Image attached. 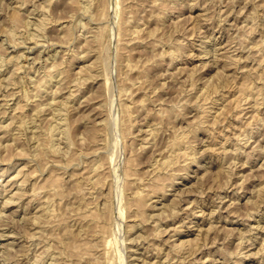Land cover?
Here are the masks:
<instances>
[{"label":"rangeland","instance_id":"1","mask_svg":"<svg viewBox=\"0 0 264 264\" xmlns=\"http://www.w3.org/2000/svg\"><path fill=\"white\" fill-rule=\"evenodd\" d=\"M63 1L69 6L64 5ZM83 1L81 0L82 4H84ZM143 1L144 3H142ZM148 1L152 2V0H102V7L105 10L102 9L101 16L96 15L97 20H92L95 16L93 17L90 13L84 14V10L80 9L82 10L80 11L78 7H74V9L72 5L67 4L69 3L67 0H0V124L3 127L0 126V253L2 252L0 264H49V262L51 264H59V262H62L61 264H78L79 253L82 254L84 249L88 250L91 247V245L89 246L90 227L87 226L90 222L89 218L85 217V220L83 218L80 222L74 216L80 207L78 199H81V202L83 200L86 213L84 214L88 216L91 210H100L105 203L109 205L108 202L112 201V204L107 205L113 210H111L112 217L107 222L108 229L111 228L112 234L109 230L106 234L111 241L102 258L105 264H141V262L144 264L146 259L147 264L154 261L153 264H160L165 257L164 254L157 257L155 253H146L149 239L140 237L142 224L129 233L130 226L139 222L137 220L139 218L135 216L134 209L128 210L130 207L126 203L127 194L136 187L138 177L142 178V183H146L153 173H156L157 170H154L155 163L158 161L156 159L161 161L163 157L165 159L170 154L171 149H177L172 140L176 139L178 135L179 137L182 135L188 137L191 156L196 159L195 161L188 159L183 162L184 155H175L171 170L177 174L180 169L181 173H178L177 183L166 192L165 197H161L160 193L150 194L151 201H155L153 203H156L157 206L151 213V217L154 218H150L149 223H145L147 226L145 228L149 230L151 225L155 224L158 213L164 210L166 204H171L172 198L175 197L178 198V201H176L174 220L166 225L165 234L157 242L164 244L169 235L173 234L172 229L177 227L180 230L182 224L185 226L181 231L186 232L190 226V232L186 234L182 232L184 234L181 237L195 238L198 236L200 239L194 245L195 249L192 254L185 258L186 260L184 259L185 261L178 258L174 264L182 262V264H191V262L192 264H264V0H156L154 2L157 3L152 2L151 4ZM136 3L139 7L135 6ZM131 4L135 8L131 7ZM152 4L155 5L152 6ZM16 10H19L20 13L13 12ZM105 11H108L107 15ZM156 13L160 14H158L160 18ZM15 14L18 15V18L14 19ZM150 14L152 17H148ZM42 16L43 18L47 16L48 19L45 26L41 21ZM132 18L133 22H129L132 21ZM147 18L150 21H145ZM80 19L82 22L91 23L90 27L103 26L101 41L99 40L98 44H84V36L90 35V33L87 35L85 32L83 33V28L78 26ZM26 20L27 22H25ZM121 22L129 27L133 23V25L142 26L141 28L144 30L140 36L141 38L146 37V40L142 42L137 39L136 43L132 41L127 44V40H123L125 36L123 37L120 31L121 27H125V24L123 25ZM64 24H70L69 26L72 24L73 27L71 29L69 26L67 27V34L71 36L69 38L66 34L68 37L64 39L65 41L63 40L65 36L62 37L61 31L58 30ZM80 33L83 38H78ZM157 38L160 39L157 40ZM164 40H168V43ZM215 42L218 43L217 48L215 47L216 50L211 47L212 50L210 49L207 55L201 53L204 44L213 46ZM152 43L154 44L151 45ZM183 43H187L183 46V55L178 57V60L173 64L170 63V55L162 56V49L171 47L173 44L174 49H178V45ZM148 45L149 47H146ZM88 46L91 48L88 49ZM83 53L86 55V59L85 55H82ZM60 56H63V60ZM72 56L76 58L72 59ZM96 56H99L101 61L103 59L102 64L99 58L95 59ZM229 62H232L231 65ZM46 63L50 66L52 63L60 64L59 67L55 66V70L57 68L66 70L64 76L66 74L65 77L69 78V80L66 79L68 83L75 80L76 72H80L81 68L86 72L82 71L80 72L82 74L78 73L77 76H90L91 73H88L87 70H92L93 73V64L95 63L98 65L97 68L100 67L99 69L104 72L100 78L94 77L87 80L83 85L84 92L75 104L77 108L71 109L69 112L72 149L75 155L72 149L65 150L63 140L60 138L62 135L54 137L53 142L57 146H54L51 141L50 128L53 127V122L56 120L52 115V108H48L49 110L46 112L51 120L44 119V116H31V110L35 105L39 102L46 104L54 97H57V107L62 108L68 92L76 88L70 86L62 89L61 84L58 85L57 77L49 82L48 90L39 91V84L42 83L46 74L47 66L45 67V65H48ZM106 64H108L107 69L105 68ZM83 65L85 66L83 67ZM103 65L106 66L103 67ZM182 67L183 69H181ZM194 69L197 74L195 73L192 79L195 81L194 84L196 83V88L192 86V79L188 78L190 70ZM54 74L56 73L51 72V75ZM138 78L143 81L144 86L140 85L141 87H139V83L135 84L139 80ZM66 83L65 85H67ZM243 83L248 87L251 86L248 91H243ZM57 87L61 93L55 96L53 93ZM215 88L221 93L218 91L216 95L213 90ZM222 93L227 109L221 111L219 116L217 115L218 117L214 113V109L205 126L201 127V130L199 128L195 130L202 111L200 104L204 105L205 96L207 97L206 101H209L212 98L214 100ZM249 94H253L255 99L250 96L249 100ZM198 95H200L201 102L198 101ZM245 95L248 97L243 99ZM88 97L91 100L86 102ZM105 97L108 99L107 102ZM257 97L259 99H256ZM195 98H198L197 101ZM242 99L245 103L242 102L243 104L239 108ZM18 103L26 105L23 110L16 107ZM79 103H82L81 106ZM108 103L111 106L109 109H107ZM207 103L208 105L205 104V107H211L212 103ZM254 103L257 108L253 107ZM101 105H106L104 106L106 110ZM126 105L129 106V112H125L127 108L125 109L124 106ZM159 107H163L165 110L157 113ZM239 109H244V111L237 114ZM90 111L93 115L88 114ZM14 114L29 115L24 117L26 118L24 125L15 122L16 126L14 127L17 129L7 132L8 128H4V126L11 122L10 117ZM238 115L241 116L238 117ZM168 117L171 118L168 119ZM214 117H217L215 123H213ZM109 121H112L111 124ZM105 123L107 126L103 127ZM97 127L99 129L103 127L102 131L98 132ZM36 128L40 129L42 133L39 139L33 134ZM104 128H106V132ZM246 135L248 137H245ZM43 138L45 139L44 143L41 141L44 140ZM100 138L104 140L101 141ZM99 139L102 144H99L101 149L96 156L101 158L100 162L102 163V167L98 171L101 183L96 185L93 183L95 188L92 193L84 195L85 192H88L86 188L84 192L80 190L78 195V190L77 192L71 190L74 182L72 179L75 177L82 179V190L87 186L85 185L86 181L88 180V183L90 180L88 172L91 174L88 169H91L92 160L96 158L93 150L99 147L97 146V143H100ZM58 145H62L60 147L63 149ZM46 146L50 151L45 149ZM53 147L57 148L56 151L61 149L62 153L61 150L59 153L54 152ZM70 152L72 156L69 154ZM67 153L70 158L65 156ZM60 157L62 158L61 162L59 161ZM185 163L190 164L188 175L181 169ZM157 167H159L158 164ZM124 171L133 175L127 180ZM173 171L171 172L173 173ZM72 173L75 175L74 177ZM51 174L53 176H50ZM56 175L64 177H58L60 182H64L63 186H67L66 189L62 187L63 194H55L52 189L46 193L41 190L42 183L50 184L49 180H54ZM163 175L166 174L162 173L161 176ZM167 176L171 175L167 174ZM121 178L127 180L126 185V181ZM10 179H15L14 181L19 185L22 182L21 188L24 191L21 192H24V195L17 199L16 203L9 204L3 209V202L14 192L12 190L15 187L14 183L4 187V183ZM163 180L165 179L160 180V184L164 183ZM168 180H165L167 184H169ZM65 183L67 184L65 185ZM124 185L130 191L124 189ZM74 188L76 187L73 185ZM151 189L147 188L146 192L152 193ZM64 190H67L68 193ZM110 191L112 192L109 195ZM50 192L53 195L48 199ZM112 194L114 196L110 197ZM82 196L83 198L85 196V199ZM45 199L50 203L53 201L52 204H48ZM44 200L45 202H43ZM29 202L30 204H28ZM45 205L51 209L54 206L56 215L61 216L57 218L59 220L62 218L66 222L64 226L61 224L60 227L44 228V234L43 232L42 234L46 235L43 237L37 233L35 236L37 226L40 225L39 229L42 226V221L36 222L35 217L41 215L40 206ZM121 208L124 209L123 214L120 211ZM190 209H194L195 219L191 218ZM80 213L83 214L81 211ZM191 220L192 223L189 222ZM212 225L215 227L212 228ZM66 228L80 234L76 237V241L72 243L67 241L64 236L66 234H63V232L66 233L64 231ZM48 230L50 231L48 232ZM45 231L51 236H48ZM85 235L88 236L87 239L84 237ZM44 237L48 238V241ZM42 238L46 239L45 242ZM61 240L71 244V252L70 245L61 242ZM46 241L49 242L47 246ZM82 242L85 245L81 244ZM78 244L85 248H80ZM59 247L66 248L65 250L61 248V251V249L58 250ZM164 247L167 251L168 245L164 244ZM73 249H78L76 251L79 253L75 252L74 254ZM51 251L60 254L62 259L57 258L55 262L52 257L54 253ZM70 253L78 256L71 257L73 255Z\"/></svg>","mask_w":264,"mask_h":264},{"label":"bare ground","instance_id":"2","mask_svg":"<svg viewBox=\"0 0 264 264\" xmlns=\"http://www.w3.org/2000/svg\"><path fill=\"white\" fill-rule=\"evenodd\" d=\"M69 3H67V4H70V5H72L73 6V8L74 7H78L79 9L78 10H80V9H82V10H84V14H92L93 15V17H94V19H92V20H97V16H101V11H103V10H105L104 9V7H102L103 5H102V0H84L83 1V3L84 4H82V2H81V0H67ZM154 1H156V0H152V2H154ZM106 1H104V3H105ZM149 2V1H148ZM151 2V3H152ZM161 2V1H160ZM66 3V2H65ZM142 3H144V1L142 2ZM150 2H149V4H151ZM154 3H157V2H154ZM48 4V3H47ZM63 4H64V1H63ZM105 4H107V3H105ZM133 4H135V3H133ZM137 4V3H136ZM162 4V3H161ZM64 5H66V4H64ZM63 5V6H64ZM144 5V4H143ZM143 5H141V6H143ZM155 4H152V6H154ZM157 5V4H156ZM158 5H160V4H158ZM66 6H69V5H66ZM131 7H133L132 6V4L130 5ZM135 6H138V4L137 5H135ZM151 6V7H152ZM65 7V6H64ZM63 7V8H64ZM139 7V6H138ZM164 7V6H163ZM67 8V7H66ZM72 8V7H71ZM72 8V9H73ZM133 8H135V7H133ZM141 8H143V7H141ZM174 8V7H173ZM172 8V9H173ZM20 9V8H19ZM75 9V8H74ZM73 9V10H74ZM103 9V10H102ZM125 9V8H124ZM140 9V8H139ZM164 9V8H163ZM77 10V11H78ZM82 10H80V11H82ZM19 10H16V11H13V12H15V13H17ZM35 11V10H34ZM33 11V12H34ZM42 11V10H41ZM131 11H132V8H131ZM136 11H138V9H136ZM92 12V13H91ZM106 12V11H105ZM105 12H104V14H105ZM18 13H20V12H18ZM138 13V12H137ZM153 13H155V12H153ZM165 13V12H164ZM227 13V12H226ZM98 14V15H97ZM103 14V15H104ZM108 14V11L106 12V15ZM157 14V13H156ZM159 14V13H158ZM158 14H157V17H159L158 16ZM199 14V13H198ZM91 15V16H92ZM97 15V16H96ZM160 15V14H159ZM162 15V14H161ZM165 15V14H164ZM21 17H22V15H20ZM26 16V15H25ZM41 16V15H40ZM129 16V15H128ZM131 16V15H130ZM166 16V15H165ZM46 17V18H45ZM44 18H43V16H42V24L45 26V25H47V16H45ZM105 17H107V16H105ZM148 17H152L151 16V14H150V16H148ZM164 17V16H163ZM162 17V18H163ZM170 17V16H169ZM172 17V16H171ZM178 17V16H177ZM192 17V16H191ZM194 17V16H193ZM15 18H18V15L17 14H15V16H14V19ZM25 18H27V17H25ZM38 18V17H37ZM96 18V19H95ZM100 18V17H99ZM125 18V17H124ZM128 18V17H127ZM126 18V19H127ZM160 18V17H159ZM158 18V19H159ZM161 18V19H162ZM173 18V17H172ZM28 19V18H27ZM41 19V18H40ZM83 19V18H82ZM82 19H80L79 20V27H82L83 28V33L85 32L86 34L85 35H87L88 33H90V35L88 34L87 36H84L85 38V40H84V44H88V43H93L94 45H96V44H98V41L100 40V37H102L101 36V33H102V30H103V26H98V25H96V26H93V27H90L91 26V23H89V22H82ZM104 19V18H103ZM125 19V20H126ZM129 19H130V17H129ZM140 19V18H139ZM179 19V18H178ZM193 19V18H192ZM19 20V19H18ZM25 20V19H24ZM23 20V21H24ZM125 20H123L124 22H125ZM131 20V19H130ZM177 20V19H176ZM175 20V21H176ZM201 20V19H200ZM224 20V19H223ZM40 21V22H41ZM90 21V20H89ZM122 21V22H123ZM145 21H150L149 20V18H147V20L145 19ZM174 21V20H173ZM179 21V20H178ZM19 22V21H18ZM25 22H27V20L25 21ZM94 22V21H93ZM121 22V23H122ZM129 22H133V18H132V21H129ZM139 22V21H138ZM177 22V21H176ZM176 22H174V23H176ZM199 22V21H198ZM197 22V23H198ZM23 23V22H22ZM204 23V22H203ZM203 23H201V24H203ZM36 24V23H35ZM42 24H40V25H42ZM123 25L125 24V23H122ZM122 24H121V26H122ZM134 24V23H133ZM132 24V26L131 27H129V25H127V24H125V27L123 28V27H121L122 29H120V31H121V34H122V36L124 37L123 38V40L125 39V41L127 40V44L130 42H132V41H134L135 43L138 41V40H140V41H142L143 42V40H146V37L145 38H141V36H140V34L143 32V30H144V28H141L142 26H137V25H133ZM200 24V25H201ZM235 24V23H234ZM27 25V24H26ZM30 25V24H29ZM70 24H64V26H61V28H59L58 30L59 31H61V33H62V37L63 36H65L64 38H63V40L65 39V38H67L69 35L67 34V27L69 26ZM90 25V26H89ZM93 25V24H92ZM100 25H101V23H100ZM163 25V24H162ZM176 25V24H175ZM37 26V25H36ZM77 26V27H78ZM197 26V25H196ZM233 26V25H232ZM70 27V29L71 28H73L72 27V24H71V26H69ZM119 27V26H118ZM159 28L161 27V26H158ZM157 27V28H158ZM194 27H195V24H194ZM197 28V27H196ZM36 29H37V27H36ZM79 29V28H78ZM160 30V29H159ZM162 30V29H161ZM195 30H197V29H195ZM70 31V30H69ZM68 31V32H69ZM70 32H72V31H70ZM104 32V31H103ZM150 32H151V30H150ZM154 32V31H153ZM65 35H64V34ZM193 33V32H192ZM66 34L68 35V36H66ZM70 34V33H69ZM72 34V33H71ZM147 34H148V32H147ZM151 35H153L152 33H150ZM149 34V36L150 37H152L151 35ZM81 35H82V33H80L79 34V37L78 38H80L81 37ZM155 35V34H154ZM194 35V34H193ZM71 36V35H70ZM70 36H69V38H70ZM245 36V35H244ZM211 37V36H210ZM213 37V36H212ZM246 37V36H245ZM244 37V38H245ZM81 38H83V37H81ZM154 38H156L155 36H154ZM191 38V37H190ZM240 38H242V37H240ZM102 39V38H101ZM122 39V38H121ZM138 39V40H137ZM160 39V38H159ZM158 38H157V40H159ZM212 40V39H211ZM244 40V39H243ZM242 40V41H243ZM5 41V40H4ZM65 41V40H64ZM67 41V40H66ZM101 41V40H100ZM139 41V42H140ZM155 42H156V40H154ZM153 41V42H154ZM163 41V40H162ZM165 41V40H164ZM168 41V40H167ZM167 41H165L166 43H168ZM186 41V40H185ZM149 42V41H148ZM154 42V43H155ZM161 42V41H160ZM160 42H158V43H160ZM121 43V42H120ZM125 43V42H124ZM154 43H152L151 45H153ZM204 43V42H203ZM83 44V45H84ZM121 44H123V42L121 43ZM126 44V45H127ZM156 44H157V42H156ZM171 44V43H170ZM187 43H183V44H179L180 45V47H179V45H178V49H174V47H173V45L171 46V47H167V48H165V49H162V56H164V55H170L169 57H171L170 59V63L171 64H173V62H176V60H178V57H180L181 55H183L182 53V49H183V46L184 45H186ZM220 44V43H219ZM125 45V44H124ZM165 45V44H164ZM202 45V44H201ZM212 45V44H211ZM211 45H207V46H205V44H204V46H202L203 47V51H201V53H204V54H206L207 55V53H209V50L211 49L212 50V48L211 47H214V49L216 50V46L218 45V43H214L213 44V46H211ZM127 46H129V45H127ZM155 46V45H154ZM169 46V45H168ZM146 47H149V45L148 46H146ZM164 47V46H163ZM208 47H210V48H208ZM216 47V48H215ZM76 48H77V46H76ZM88 49H90L91 47H87ZM99 48V47H98ZM87 49V50H88ZM97 49V48H96ZM95 49V50H96ZM235 49V48H234ZM73 50H75V49H73ZM77 50V49H76ZM93 50H94V48H93ZM214 50V51H215ZM236 50V49H235ZM90 51V50H89ZM89 51H86V52H88V53H90ZM100 51V50H99ZM230 51V50H229ZM95 52V51H94ZM93 52V53H94ZM228 52V51H227ZM59 53V52H58ZM72 53V52H71ZM85 53V52H84ZM82 54L83 56L85 55V54ZM87 53V54H88ZM43 55V54H42ZM59 55H61V54H59ZM59 55H55V56H59ZM80 56L81 58L83 57V56ZM90 55V54H89ZM88 55V56H89ZM97 55V54H96ZM190 55V54H189ZM191 55H193L192 53H191ZM212 55V54H211ZM49 56V55H48ZM76 56H77V54H76ZM205 56V55H204ZM221 56V55H220ZM231 56V55H230ZM41 57V56H40ZM61 57V56H60ZM63 57V56H62ZM61 57V58H62ZM86 57V55L84 56V58ZM222 57V56H221ZM38 58V57H37ZM57 58V57H56ZM60 58V59H61ZM69 58V57H68ZM72 59L73 58H76L75 56H72L71 57ZM83 58V59H84ZM97 58H99V56H96V60H97ZM102 58V57H101ZM189 58V57H188ZM235 58H236V56H235ZM235 58H232V59H235ZM1 59H2V57H1ZM49 59V58H48ZM47 59V60H48ZM64 59H65V55H64ZM86 59V58H85ZM218 59V58H217ZM221 59V58H220ZM229 59H231V58H229ZM240 59V58H239ZM62 60H63V58H62ZM61 60V62H63ZM99 60H100V58H99ZM99 60H98V62H99ZM65 61V60H64ZM68 61H70V60H68ZM67 61V62H68ZM73 61V60H72ZM101 61V60H100ZM102 61H103V59H102ZM102 61H101V64H102ZM236 61V60H235ZM0 62H1V60H0ZM47 62V61H46ZM96 63H97V61H95ZM222 62V61H221ZM54 63V62H53ZM52 63V65L50 66L49 64H50V62H49V64L48 63H46V64H48V65H45V67L47 66V68H46V74L44 75V78L42 79V83H40L39 84V87H38V90L39 91H43V92H45L44 90H42V89H47V87H48V85H49V82L53 79V78H57L58 77V79H57V82H58V85H60L61 84V88L63 89V88H69L70 86H73V87H76V88H74V89H71L68 93V95L65 97L66 98V100L63 102V106H62V108H59V107H57V105H58V102L56 101L57 100V97H54V98H52L51 100H49L46 104H43L42 102H39L37 105H35V107L31 110V116H33V115H38V116H41V117H43L44 119L46 118V119H48V120H51V117L48 115V114H46V112H47V110H49L48 108H52V115H53V117L56 119L54 122H53V127H51L50 128V133H49V135H50V137L52 138V142H53V140H54V137L56 136V135H62L60 138L63 140V142L62 143H64L63 145H64V148H65V150L66 151H70L71 149H72V144H73V141H72V139H71V136H72V132H71V126H69V112L71 111V109L72 110H74L75 108H77V106L75 105L76 103H77V101H78V99H79V97H80V95L84 92V89H83V85L87 82V80H89L90 78H94V77H101V76H103V73L104 72H102L99 68L100 67H98L97 68V66L98 65H96V63L95 64H93V73L91 72V71H89V70H87V72L89 73H91V75L90 76H88V77H82V76H77V74L79 73V75L80 74H82V73H80V72H82V71H85V70H82V68L80 69V72H76L77 74H76V77H75V80H71V82H67L66 81V79H68L69 80V78H66L65 76H66V74H65V76H64V73L66 72V70H62V69H58L57 67H59V65H56V64H53ZM56 63V62H55ZM64 63V62H63ZM213 63V62H212ZM218 63V62H217ZM230 64L229 65H231V63L232 62H229ZM235 63V62H234ZM70 64V63H69ZM71 64H72V62H71ZM74 64V63H73ZM104 64V63H103ZM207 64V63H206ZM87 65H89V64H87ZM107 65V66H106ZM105 66L103 65V67H105L106 69H107V67H108V64H106ZM234 65V64H233ZM55 66H57L56 68H57V70H55ZM85 65H83V67H84ZM52 67V68H51ZM53 67H54V69H53ZM88 67V66H87ZM91 68V67H90ZM184 68H186V67H184ZM85 69V68H84ZM87 69V68H86ZM102 69V68H101ZM109 69V68H108ZM181 69H183V67L181 68ZM187 70H188V68H186ZM186 69H184V70H186ZM79 71V70H78ZM183 71V70H182ZM191 72L188 74V78L189 79H192V77L194 76V74L196 73V70L194 69V70H190ZM50 72V73H49ZM51 72H53V73H56V74H54V75H51ZM86 72V71H85ZM108 72V71H107ZM264 73V72H263ZM182 74V73H181ZM197 74V73H196ZM228 75V74H227ZM227 75H225V76H227ZM43 76V75H42ZM41 76V77H42ZM223 76V75H222ZM221 76V77H222ZM187 78V77H186ZM70 79H72V78H70ZM132 79V78H131ZM130 79V80H131ZM139 80H137L136 82H135V84H138L139 83V87H141L140 85H142V86H144L142 83H143V81L142 80H140V78H138ZM203 79V78H202ZM2 80V79H1ZM94 80V79H93ZM198 80V79H197ZM192 81H193V79H192ZM67 82V83H66ZM73 82V83H72ZM134 82V81H133ZM194 82L195 81H193L192 82V86L194 87L195 86V88H196V83L194 84ZM211 82V81H210ZM65 83L67 84V85H65ZM206 84H208L207 82H206ZM65 85V86H64ZM162 85H164V83H162ZM211 85V84H210ZM212 85H213V83H212ZM211 85V86H212ZM208 86V85H207ZM207 86H206V88H207ZM242 86H244V88H243V91H245V90H249L250 89V87H248V85L247 84H244L243 83V85ZM44 87V88H43ZM209 87V86H208ZM213 87V86H212ZM219 87V89H220V86H218ZM217 87V88H218ZM58 88L59 87H57V90H54V93H53V95H59L60 93H61V91H58ZM203 88V87H202ZM217 88H215V89H213L214 90V93H216V95H217V93H218V91H217ZM128 89V88H127ZM137 89V88H136ZM201 89V88H200ZM205 89V88H204ZM208 89H210V88H208ZM48 90V89H47ZM69 90V89H68ZM112 90V89H111ZM126 90V89H125ZM199 90V89H198ZM197 90V91H198ZM202 90V89H201ZM206 90V89H205ZM212 90V91H213ZM127 91V90H126ZM133 91V90H132ZM64 92H66L65 90H64ZM131 92V91H130ZM191 92H192V90H191ZM220 92V91H219ZM111 93H112V91H111ZM126 93V92H125ZM132 93V92H131ZM204 93V92H203ZM221 93V92H220ZM13 94V93H12ZM192 94V93H191ZM196 94V93H195ZM202 94V93H201ZM14 95V94H13ZM37 95H39V94H37ZM79 95V96H78ZM106 95H109V94H106ZM112 95V94H111ZM127 95V94H126ZM253 94H249V97L247 96V95H245L244 97H243V99L244 98H246V97H248L249 98V100H250V96L251 97H253L254 98V96H252ZM88 96H90V95H88ZM105 96V95H104ZM110 96V95H109ZM200 95H198V97H199ZM208 96V95H207ZM108 97V96H107ZM106 98V97H105ZM203 98V97H202ZM224 98V94L222 93V94H220V96H218L217 98H214V100H213V98L211 99V100H209V101H206L207 100V97L205 96V99H203V100H205V101H203L204 102V105L202 104H200V109L202 110L201 112H200V115H199V123H198V125L195 127V130H197L198 128L200 129L201 127H204L205 126V123L206 122H208V120H210L209 119V117L213 114L212 112H213V110L215 109V111H214V113L216 114V116L219 114V113H221V111H225V109H227V107L225 106V104H224V102H226L225 101V99H223ZM247 98V99H248ZM196 99V98H195ZM198 99V98H197ZM197 99H196V101H197ZM243 99L242 100H240V102H241V104L238 106L239 108H241V106H242V104L243 103H245V101L243 102ZM255 99V98H254ZM256 99H259L258 97L256 98ZM83 100H84V98H83ZM91 100V98L90 97H88V99L86 100V102H89ZM107 98H106V102H107ZM142 100V99H141ZM162 100V99H161ZM201 99H200V97H199V100L198 101H200ZM248 100V101H249ZM135 101H137V100H135ZM258 101V100H257ZM256 101V102H257ZM4 102V101H3ZM2 102V103H3ZM85 102V103H86ZM109 102H111L110 101V99H109ZM134 102V101H133ZM201 102V101H200ZM207 102H210V103H212L211 104V107H205L206 105L205 104H207L208 105V103ZM243 102V103H242ZM255 102V103H256ZM84 103V104H85ZM104 103H105V100H104ZM103 103V104H104ZM255 103H254V105H253V107H255ZM257 103H259V102H257ZM256 103V104H257ZM80 105L79 106H81V104L82 103H79ZM126 104V103H125ZM134 104V103H133ZM198 104V103H197ZM247 104V103H246ZM107 105V104H106ZM106 105H104V106H106ZM124 105V104H123ZM174 105V104H173ZM221 105V106H220ZM257 105H259V104H257ZM24 106H26V105H23V104H21V103H18V105L16 106L17 108H20L21 110H23V108H24ZM101 106H103V105H101ZM103 106V107H104ZM109 106V107H108ZM108 106H107V109H109L111 106L109 105V103H108ZM162 106V105H161ZM168 106V105H167ZM176 106V105H175ZM174 106V108H177V107H175ZM197 107H198V105H197ZM226 107V108H225ZM252 107V108H253ZM105 108V110H106V107H104ZM124 108L126 109H124L125 110V112L127 111V112H129L128 111V109H129V106H124ZM169 108H170V106H169ZM255 108H257V107H255ZM121 109V108H120ZM246 109V108H245ZM17 110V109H16ZM15 110V111H16ZM165 110V108H163V107H159V109L157 110L158 112L157 113H161V112H163ZM171 110H173V109H171ZM240 111L237 113V114H241L243 111H244V109H239ZM93 111V110H92ZM92 111H90L88 114H90V115H93V113H91ZM220 111V112H219ZM20 112V111H19ZM102 112H103V109H102ZM121 112V111H120ZM254 112H255V110H254ZM50 113V112H49ZM112 113V111L110 112V114ZM223 113V112H222ZM13 114V113H12ZM104 114V113H103ZM121 114V113H120ZM122 114H123V111H122ZM188 114V113H187ZM26 115H29V114H26ZM26 115L24 116L23 114H19V115H17V114H14V115H11V122L10 123H8L7 125H5L4 126V128H8L7 129V132L9 131V130H15V129H17L16 127H14V126H16V124H15V122H19V124H23L24 123V120L26 119V118H24V117H26ZM125 115H126V113H125ZM124 115V116H125ZM127 115H129L128 113H127ZM165 115H167V114H165ZM257 115V114H256ZM121 116V115H120ZM169 116V115H168ZM214 116V115H213ZM213 116H212V118H213ZM219 116V115H218ZM217 116V117H218ZM239 116H241V115H238V117ZM28 117V116H27ZM105 117V116H104ZM107 117V116H106ZM112 117H113V115H112ZM217 117H214V121H213V123H215V121H216V119H217ZM254 117V116H253ZM252 117V118H253ZM109 118H110V115H109ZM125 118V117H124ZM169 118H171V117H168V119ZM107 119V118H106ZM122 119V118H121ZM219 120V119H218ZM100 122V121H99ZM99 122H98V124H99ZM106 122V121H105ZM110 122H112V121H109V123ZM101 123V122H100ZM25 124V123H24ZM23 124V125H24ZM102 124H104V123H102ZM111 124V123H110ZM120 124V123H119ZM22 125V126H23ZM112 125H113V123H112ZM156 125V124H155ZM0 126H1V124H0ZM18 127H19V125H17ZM100 126V125H99ZM105 126H107V124L105 123V125L103 126V127H105ZM2 127V126H1ZM102 127V128H103ZM3 128V127H2ZM19 128H21V127H19ZM102 128H100L99 129V127H97L96 129H97V131L99 132V130L100 131H102ZM156 128H157V126H156ZM110 129V128H109ZM155 129V127L153 128V130ZM6 130V129H5ZM40 130V129H39ZM37 128L33 131V134L34 135H36V137L39 139V137H41L42 135V133H41V130L39 131ZM152 130V131H153ZM201 130V129H200ZM208 130V129H207ZM104 131L106 132V128H104ZM155 131V130H154ZM192 131V130H191ZM36 133H39L38 135L36 134ZM97 133V132H96ZM96 133H95V135H96ZM20 134V133H19ZM18 134V135H19ZM101 134V133H100ZM103 134H105L104 132H103ZM152 134V133H151ZM184 134V133H183ZM246 134V133H245ZM244 134V135H245ZM74 135V134H73ZM98 135V134H97ZM106 135V134H105ZM185 135V134H184ZM248 135V134H247ZM245 136V137H248V136ZM17 137V136H16ZM34 137V136H33ZM46 137V136H45ZM44 137V138H45ZM175 137V136H174ZM36 138V139H37ZM43 138V139H44ZM47 138V137H46ZM50 138V139H51ZM56 138V137H55ZM105 140H106V138L105 137H103ZM101 139V141L102 140H104V139ZM188 137L187 136H180L179 137V135H178V137L176 138V139H174V140H172V141H174V145L176 146L175 148H177V149H175V150H173V149H171L172 151L170 152V154H168L166 157H165V159H164V157H163V159L161 160V161H159V159H156V160H158L156 163H155V171H156V173H153V175L150 177V179L146 182V183H142V178L141 177H138L137 178V176H136V183H137V185H136V187L135 188H133V191H130V190H127L128 189V187H127V189H126V187H125V185L127 184V180L130 178V176H132L133 174L132 173H127V172H125L124 171V174L126 173V178H127V180H124V179H122V180H124V181H126L125 182V185H124V189H126L127 191H130L128 194H127V205H128V207H130V208H128V210L129 209H134V211L136 212V217H138L139 219H137V220H139V222H135V223H133L131 226H130V230H129V233H130V231H133L136 227H138L140 224H142V226H141V235H140V237L141 238H143V239H149V243H147L148 244V248H147V251H146V253H148V254H150L149 252H152L153 254L155 253V256H157V257H159V256H161L162 254H164V259H163V261L162 262H160L159 260V262H160V264H174L175 263V260L176 259H178V258H182L183 260H181V261H185L186 259L185 258H187L188 256H190L191 254H192V252H193V250L195 249V248H193L194 247V245H196L197 244V242H198V239H200L198 236L197 237H195V238H183V237H181V235L182 234H186V233H189L190 232V226L188 227V229H187V231L186 232H184V231H181V229L183 228V226H185V225H181L180 227H182L180 230L176 227V228H174V229H172V231H173V234L172 235H169V238L167 239V240H165L166 242L164 243V244H166V245H168V250L167 251H165V247H164V244H160V243H158L157 241L160 239L161 240V238L163 237V235L165 234V230H166V225H168L169 224V222L171 221V220H174L173 219V217H174V214H175V209H176V204H177V202L176 201H178V198L176 199L175 197L174 198H172V202H171V204H166V207L164 208V210L163 211H161L160 213H158V218L157 219H155V224L154 225H151V228L150 229H152L151 231H149L148 230V228L146 229L145 227H147L146 226V224L147 223H149V221H150V218H154V217H151V213H153V211L155 210V208H156V206H157V204L156 203H153V202H155V201H151L152 200V197H151V195L150 194H154V195H156L157 193H160L161 194V197H165L166 196V192L168 191V190H170V188H173L174 186H175V184L177 183V180L176 179H178V173L180 172L178 169V173L176 174L175 173V171H173V170H171V168H172V160H173V158H176V156L175 155H184L185 156V159L183 160V162L185 161H188V159H191L192 161H195V159L196 158H193L192 156H191V153H190V145L188 144V140L189 139H187ZM42 139V138H41ZM40 139V140H41ZM60 139V140H61ZM100 139H99V142H100ZM152 139V138H151ZM61 140V141H62ZM42 142L43 141H45V139L44 140H41ZM57 141V140H56ZM98 142V141H97ZM106 142V141H105ZM44 143V142H43ZM43 143H41V144H43ZM98 145L97 146H99V144H102L101 142L100 143H97ZM106 144V143H105ZM108 144V143H107ZM188 144V145H187ZM46 145V144H45ZM53 145H54V142H53ZM54 146H57V145H54ZM59 146V145H58ZM60 146H62V145H60ZM59 146V147H60ZM102 146V145H101ZM103 146H105L104 144H103ZM51 148H52V144H51V146H50ZM58 147V148H59ZM45 148V147H44ZM43 148V149H44ZM54 148V147H53ZM61 148V147H60ZM59 148V149H60ZM145 148V147H144ZM45 149H48V147L46 146V148ZM61 149H63V148H61ZM60 149V150H61ZM101 149V147L99 146V147H97V148H95V150H93L94 151V155H95V159H93L91 162H92V165H91V169H88V170H90L91 171V174H89V172H88V176H90V180H89V182L87 183V181H86V184L85 185H87L86 187H84V190H82L83 188V181H82V179L80 180V177L79 178H76L75 177V179H72V181L74 180V182H73V185H74V187H76V188H74L73 189V185H72V183H71V185H72V188H71V190H75V191H73V192H77V190H78V192H77V194L79 195L80 194V190L82 191V192H84L85 191V189H86V191H88V192H85L84 193V195L87 193H92V191H93V189L95 188V186L93 185V183L96 185V184H100L101 183V179L100 178H98L99 177V175H98V171H99V169L102 167V163L100 162V159L101 158H97V154H98V151ZM238 149H240V148H238ZM49 150V149H48ZM57 150V148L55 149L54 148V152H58L59 153V151L60 150H58V151H56ZM47 151V150H46ZM50 151V150H49ZM92 151V152H93ZM72 152H73V149H72ZM88 152H89V150H88ZM88 152H86V153H88ZM236 152L238 153L239 151H237V148H236ZM235 152V153H236ZM57 153V154H58ZM61 153H62V150H61ZM60 153V154H61ZM64 153H65V151H64ZM75 152H73V154H74ZM83 153H84V151H83ZM236 153V154H237ZM50 154H51V152H50ZM70 155H71V152L69 153ZM79 154V153H78ZM80 154H81V152H80ZM79 154V155H80ZM62 156H63V154H61ZM75 155V154H74ZM65 156H67V157H69V155H68V153L65 155ZM64 156V157H65ZM72 156V155H71ZM56 157V156H55ZM90 157V156H89ZM70 158V157H69ZM84 158V157H83ZM64 159V158H63ZM66 159V158H65ZM50 161H51V159H49ZM61 160H62V158L60 157V162H61ZM84 160V159H83ZM55 161H56V159H55ZM91 162H88V163H91ZM233 162V161H232ZM57 163V162H56ZM63 163H65V162H63ZM70 163V162H69ZM234 163V162H233ZM157 164L159 165V167H157ZM231 165H232V163H231ZM88 168H90V167H88ZM181 169H182V172L184 171V172H186L187 173V175H188V170L190 169V164L189 163H185L184 165H182V167H181ZM176 170V171H177ZM35 171V170H34ZM54 171V170H53ZM171 171H173V173L170 172ZM33 173H36V172H33ZM57 173V172H56ZM166 174V175H163L164 177L166 176V177H168L167 176V174H169V176L170 177H168L167 179H166V177L164 178L163 176H161V174ZM181 173V172H180ZM61 174V173H60ZM64 174V173H63ZM73 174V173H72ZM190 174V173H189ZM34 175V174H33ZM77 175V174H76ZM93 175V176H92ZM2 176V175H1ZM50 176H53L52 174L50 175ZM57 176V177H56ZM55 177H54V180H52L51 181V179L49 180L50 182V184H48V183H42L41 185V190H43L45 193L46 192H49L51 189H52V191L54 190L55 191V194H63L62 192H61V190H62V187L63 188H65L66 189V187L67 186H63L64 184V182L63 181H59L58 179L59 178H64V177H59V175H56ZM75 175L73 174V177H74ZM85 176H87V175H85ZM59 177V178H58ZM97 177V178H96ZM15 178V177H14ZM48 178V177H47ZM50 178V177H49ZM83 179L85 178V177H82ZM162 178L163 179H165L166 181L168 180L169 182V184H167L166 182H165V180H163V184L161 183L160 184V180H162ZM86 179V178H85ZM15 179H10L8 182H6V183H4V187H7V186H11V184L12 183H14L13 184V186H15L12 190L14 191L12 194H11V196L10 197H8V198H6L5 199V201L3 202V205H2V207H3V209L5 208V206H8L9 204H12V203H16L17 201V199H20V198H22V196L24 195V192L22 193L21 191H24L23 190V188H21V184H22V182L20 183V185L19 184H17V182L16 181H14ZM24 180V179H23ZM22 180V181H23ZM63 180H65V179H63ZM47 182H48V180H46ZM69 181V180H68ZM71 181V182H72ZM44 182V181H43ZM129 184H130V182H128ZM9 184V185H8ZM67 183H65V185H66ZM131 184H133V182H131ZM139 184H141V185H139ZM90 185V186H89ZM135 185V184H134ZM52 186V187H51ZM121 186V185H120ZM33 187V186H32ZM11 188V187H10ZM10 188H9V190H10ZM79 188V189H78ZM147 188H152L150 191H152V193H149V192H146V190H147ZM169 188V189H168ZM7 189V188H6ZM34 189V188H33ZM120 189H121V187H120ZM119 189V190H120ZM132 189V188H131ZM16 190V191H15ZM71 190H69V192H71ZM116 190V189H115ZM126 190H125V192H126ZM64 191H66V193H68L67 192V190H64ZM184 191V190H183ZM12 192V191H11ZM111 192L112 191H110V193H109V195L111 194ZM116 192V191H115ZM119 192V191H118ZM66 193L64 192V195H66ZM120 193H121V190H120ZM8 194H10V193H8ZM50 194V195H49ZM48 194V199H50V196L51 195H53V193L52 192H50ZM70 194V193H69ZM73 194H75V193H73ZM45 195V194H44ZM63 195V196H64ZM77 195V196H78ZM83 195V194H82ZM183 195V194H182ZM61 196V195H60ZM60 196H58V197H60ZM81 196V195H80ZM79 196V197H80ZM112 196H114L113 194L110 196V197H112ZM117 196H118V193H117ZM46 197V196H45ZM57 197V196H56ZM109 197V198H110ZM81 198V197H80ZM82 198H83V196H82ZM44 199V198H43ZM58 199V198H57ZM60 199V198H59ZM83 199H85V196H84V198ZM113 199H114V197H113ZM112 199V200H113ZM46 200V199H45ZM45 200L43 201V202H45ZM79 200V204H78V206H80L79 208H78V211L75 213V217H76V220H78V221H82L83 220V218H84V220H85V217L86 218H89V220L88 221H90L88 224H87V226L88 227H90L89 229H90V237H89V240L91 241V243H90V241H89V246L91 245V247H89L90 249H88V250H90V251H88L87 250V248L86 249H84V252L82 253V254H80L79 253V251L77 252L76 250H78V249H76V250H74L73 249V251L72 252H74V254H75V252H77V253H79V255L80 256H78V255H75V256H78L79 258V260H78V264H93V262H95V264H105V261H103L102 260V258H103V256H104V254H105V252H106V249H107V247H108V245H109V242L111 241V239L110 238H108L109 236H107L106 234H108V232L110 231L111 232V225L109 226V228L110 229H108V221L111 219V217H112V211L111 210H113V209H110L108 206L110 205V203L112 204V201L111 202H108V199H107V202L109 203V205L108 204H104V206H103V208L102 209H97V211H93V210H91L90 211V213H89V216L88 215H85L86 213L84 212V204H83V200H82V202L80 201L81 199H78ZM109 200H111V199H109ZM123 200V199H122ZM180 200V199H179ZM185 200V199H184ZM188 200V199H187ZM47 202H48V204L50 203L49 202V200H46ZM55 201H57L56 199H55ZM54 201V202H55ZM75 201V199L73 200V202ZM117 201H118V199H117ZM53 202V201H52ZM52 202L50 203V205L52 204ZM58 202V201H57ZM194 202V201H193ZM76 203V202H75ZM222 203V202H221ZM28 204H30V202L28 203ZM45 204V203H44ZM43 204V205H44ZM88 204V203H87ZM82 205V206H81ZM108 205V206H107ZM114 205V204H113ZM127 205H125V206H127ZM191 205V204H190ZM46 206V205H45ZM40 206L41 208L39 209V211L41 210L42 211V213H41V215H39V216H37V217H35L36 219H37V221L36 222H40V221H42V226H41V228L39 229V226H37V228L39 229H37L36 228V231H35V236H37L36 235V233L37 234H40V237H43V236H45V235H43L44 234V232H43V230H45V229H50V228H52V227H55V226H59L60 227V225L61 224H63V226H64V223L66 222H64V220H62V218H61V220H59L57 217L59 216H57L56 215V212H55V210L53 209L54 208V206H53V208L51 209V207H49V206ZM77 206V205H76ZM112 206V205H111ZM164 207V206H163ZM228 207V206H227ZM192 208V207H191ZM3 209L1 210V213H2V211H3ZM226 209V208H225ZM117 210V209H116ZM147 210H150V212H147ZM227 210V209H226ZM83 212V214H79V212ZM120 211H121V213L123 214V212H124V209H120ZM132 211V210H131ZM187 211V210H186ZM190 211V216H191V218H193V219H195V217H194V215L196 214L195 213V211H194V209H190L189 210ZM95 212V213H94ZM204 212V211H203ZM202 212V213H203ZM85 213V214H84ZM127 213H129V211H127ZM134 213V212H133ZM132 213V214H133ZM138 213V214H137ZM211 213V212H210ZM13 214V213H12ZM135 214V213H134ZM4 215V214H3ZM189 215V214H188ZM203 215V214H202ZM205 215V214H204ZM210 215V214H209ZM0 216H1V214H0ZM88 216V217H87ZM154 216H157L156 214H154ZM61 216H59V218H60ZM64 217V216H63ZM72 217V216H71ZM3 218V217H2ZM70 219V218H69ZM68 219V220H69ZM118 219V218H117ZM1 220V219H0ZM87 220V219H86ZM188 220V219H187ZM62 221V222H61ZM87 221V222H88ZM144 221V222H143ZM152 221V220H151ZM112 222V221H111ZM189 222H193L192 220L191 221H189ZM6 223V222H5ZM110 223V222H109ZM146 223V224H145ZM36 225H38L37 223H35ZM86 224V223H85ZM108 224V225H107ZM123 224V223H122ZM151 224V223H150ZM184 224H186L187 225V223H184ZM114 225V224H113ZM5 226V225H4ZM34 226V225H33ZM62 227V226H61ZM121 227V226H120ZM170 227V226H169ZM172 227V226H171ZM212 228L213 227H215L214 225H212L211 226ZM211 227H209V228H211ZM224 227V226H223ZM30 228H32V227H30ZM45 228V229H44ZM185 228V227H184ZM225 228V227H224ZM229 228V227H228ZM235 228V227H234ZM65 229V228H64ZM113 229V228H112ZM237 229V228H236ZM109 230V231H108ZM167 230H169V229H167ZM33 231V232H34ZM50 230H48V232H49ZM66 233H64L63 232V234H66V235H64V236H66V239H67V241L69 242V243H72L73 241H76V237L78 236V235H80L79 233H75V232H73V230L71 229H67L66 228V230H64ZM88 231V230H87ZM86 231V232H87ZM118 231H120L119 230V228H118ZM228 231V230H227ZM33 232H31L32 233V235H33ZM42 232H43V234H42ZM46 233H47V231H45ZM168 232V231H167ZM182 232H184V233H182ZM51 233V232H50ZM16 234V233H15ZM89 234V233H88ZM87 234V235H88ZM111 234H112V232H111ZM11 235V234H10ZM47 235L49 236H51V234H49V233H47ZM53 235V234H52ZM115 235V234H114ZM117 235H118V232H117ZM116 235V236H117ZM12 236H13V234H12ZM34 236V235H33ZM47 236V237H48ZM112 236V235H111ZM110 236V237H111ZM39 237V236H38ZM84 237H86V239H87V237L88 236H84ZM176 237V238H175ZM44 238H46V237H44ZM174 238V239H173ZM47 239V241H48V238H46ZM45 239V240H46ZM50 239H51V237H50ZM85 239V240H86ZM134 239V238H133ZM247 239V238H246ZM42 240H43V238H42ZM45 240H43V242H45ZM55 240V239H54ZM84 240V239H83ZM84 240V241H85ZM138 240H139V238H138ZM146 240V241H147ZM47 241H46V246H47V244L49 243H47ZM67 241H64V242H66V243H68ZM133 241H135V240H133ZM137 241V240H136ZM140 241V240H139ZM61 242H63L62 240H61ZM63 242V243H64ZM78 242V241H77ZM241 242V241H240ZM11 243H12V241H11ZM68 243V244H69ZM76 243V242H75ZM84 242H82L81 244H83ZM251 243V242H250ZM66 244L67 246H69L70 247V252H71V244ZM77 244V243H76ZM80 244V245H81ZM53 245V244H52ZM73 245H74V243H73ZM79 245V244H78ZM79 245V246H80ZM83 245H85V243L83 244ZM143 245V244H142ZM4 246V245H3ZM63 246V245H62ZM66 246V247H67ZM77 245H75V247H76ZM87 246H88V244H87ZM50 247V246H49ZM48 247V250L50 249ZM53 247V246H52ZM65 247V248H66ZM69 247H67V248H69ZM74 247V248H75ZM78 247V246H77ZM82 246H80V248H81ZM127 247V246H126ZM138 247V246H137ZM147 247V246H146ZM11 248V247H10ZM62 248V247H61ZM60 247L58 248V250L59 249H61ZM65 248H62V249H64L65 250ZM79 248V247H78ZM82 248H85L84 246L82 247ZM47 249V248H46ZM52 249V248H51ZM62 249H61V251H62ZM129 249V248H128ZM132 249V248H131ZM146 249V248H145ZM54 250V249H53ZM57 250V251H58ZM82 250V249H81ZM56 251V252H57ZM68 251H69V249H68ZM135 251V250H134ZM145 251V250H144ZM52 252V251H51ZM82 252V251H81ZM143 252V251H142ZM2 253V252H1ZM0 253V254H1ZM52 253H54V252H52ZM63 253H64V251H63ZM136 253V252H135ZM145 253V254H146ZM72 253H70V255H71ZM74 254H72L73 256H71V257H75L74 256ZM2 255V254H1ZM69 255V254H68ZM133 255V254H132ZM47 256V255H46ZM146 256V255H145ZM53 257V260H55V262H56V260H57V258L59 259V260H61L62 258L60 257V254L58 255L57 253H54V255L52 256ZM133 258V257H132ZM146 258H148V256H146ZM139 259V258H138ZM143 259V258H142ZM185 259V260H184ZM41 260V259H40ZM147 260V259H146ZM145 260V262L146 263H144V264H147V262L148 261H146ZM155 260H156V258H155ZM194 260V259H193ZM139 261V260H138ZM179 261V260H178ZM189 261V260H188ZM54 262V261H53ZM129 262V261H128ZM132 262V261H131ZM155 262V261H154ZM153 262V263H154ZM177 262V261H176ZM62 262H59V264H61ZM66 263V262H65ZM74 263V262H73ZM77 263V262H76ZM135 263H137L136 261H135ZM152 262L151 263H149V264H153ZM178 263V262H177ZM183 263V262H182ZM181 263V264H182ZM49 264H51L50 262H49ZM58 264V263H57ZM66 264H68V263H66ZM141 264H143V262H141ZM185 264V263H184ZM187 264V263H186ZM191 264H192V262H191Z\"/></svg>","mask_w":264,"mask_h":264}]
</instances>
